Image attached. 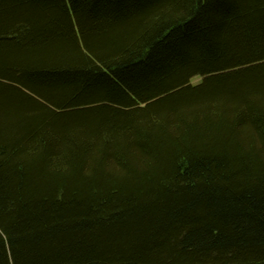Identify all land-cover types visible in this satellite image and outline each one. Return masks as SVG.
Segmentation results:
<instances>
[{"label": "trees", "instance_id": "obj_1", "mask_svg": "<svg viewBox=\"0 0 264 264\" xmlns=\"http://www.w3.org/2000/svg\"><path fill=\"white\" fill-rule=\"evenodd\" d=\"M0 264H264V0H0Z\"/></svg>", "mask_w": 264, "mask_h": 264}, {"label": "rangeland", "instance_id": "obj_2", "mask_svg": "<svg viewBox=\"0 0 264 264\" xmlns=\"http://www.w3.org/2000/svg\"><path fill=\"white\" fill-rule=\"evenodd\" d=\"M201 79H202L201 77H196V78L193 79L192 82H193L194 84H198V83L201 82Z\"/></svg>", "mask_w": 264, "mask_h": 264}]
</instances>
